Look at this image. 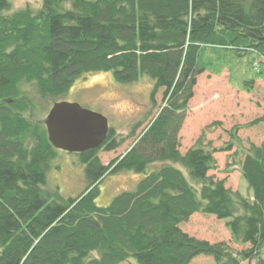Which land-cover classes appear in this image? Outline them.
Segmentation results:
<instances>
[{
  "label": "trees",
  "instance_id": "obj_1",
  "mask_svg": "<svg viewBox=\"0 0 264 264\" xmlns=\"http://www.w3.org/2000/svg\"><path fill=\"white\" fill-rule=\"evenodd\" d=\"M11 10L0 0V264H190L200 256L242 264L261 255L264 146L251 145L241 164L251 200L209 176L214 155L236 145L234 131L227 150L214 148L205 144L206 130L220 125L212 124L184 155L179 135L200 75L219 76L232 63H246L247 74L264 57V0H43L38 12ZM97 73L122 85L148 77L152 108L162 90L163 106L108 165L101 153L117 151L144 122L123 138L110 127L101 147L77 154L86 187L63 200L42 189L58 150L40 116ZM241 81L252 93L254 80ZM27 84L43 103L24 93ZM122 172L144 177L99 207L102 183ZM194 214L226 221L236 244L251 248L235 254L190 237L180 225Z\"/></svg>",
  "mask_w": 264,
  "mask_h": 264
},
{
  "label": "rangeland",
  "instance_id": "obj_2",
  "mask_svg": "<svg viewBox=\"0 0 264 264\" xmlns=\"http://www.w3.org/2000/svg\"><path fill=\"white\" fill-rule=\"evenodd\" d=\"M10 2L11 13L26 8L38 12L43 0H10ZM248 60L253 59L249 57ZM256 60L253 65H257L248 70L247 74L244 73L248 69L246 63L240 66H234L235 63H232L224 68L219 76L210 72L200 75L197 78L194 98L189 103L186 121L179 135L180 152L184 155L196 145L212 124L220 123L219 126H212L210 130H206L205 144H211L214 148L227 150V144L233 139L231 134L234 131L236 145L231 151H221L214 155L217 168L211 171L209 176L225 181L227 189L239 193L245 199H251L252 192L242 177V161L251 145L264 146V57ZM242 73L245 74L244 77ZM241 80H254L252 93L240 90ZM152 86V81L145 76L136 84L122 85L115 82L112 73L88 74L80 78L59 102L76 103L104 116L108 119L110 127L115 128L122 138L128 136L135 125L144 122L135 136L126 140L117 151L101 153L102 163L108 165L136 144L163 106L162 90L156 97V107L152 108L150 102ZM23 91L35 99L36 103H43L34 85H24ZM54 104L49 105L47 111L41 114L40 118L43 122ZM83 169L77 154L58 151V156L52 162L51 170L47 175V184L42 187L43 192L63 200L78 197L86 187ZM143 177L144 175L133 172L108 176L101 185V195L97 205L102 208L108 207L119 194L133 191ZM180 229L190 237L201 241L211 244L225 243L235 254L251 248L249 244H236L227 228V222L212 215L194 214L189 221L180 225ZM261 258L264 259V249L258 258L244 261L242 264H256ZM123 264L138 263L130 259ZM190 264H215V261L211 257L200 256Z\"/></svg>",
  "mask_w": 264,
  "mask_h": 264
},
{
  "label": "water",
  "instance_id": "obj_3",
  "mask_svg": "<svg viewBox=\"0 0 264 264\" xmlns=\"http://www.w3.org/2000/svg\"><path fill=\"white\" fill-rule=\"evenodd\" d=\"M45 128L56 150L82 154L105 143L110 124L104 116L79 104L57 102L47 115Z\"/></svg>",
  "mask_w": 264,
  "mask_h": 264
}]
</instances>
